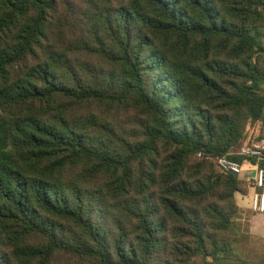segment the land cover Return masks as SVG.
<instances>
[{"label":"trees","instance_id":"trees-1","mask_svg":"<svg viewBox=\"0 0 264 264\" xmlns=\"http://www.w3.org/2000/svg\"><path fill=\"white\" fill-rule=\"evenodd\" d=\"M259 120L264 0H0V264H264Z\"/></svg>","mask_w":264,"mask_h":264},{"label":"built area","instance_id":"built-area-1","mask_svg":"<svg viewBox=\"0 0 264 264\" xmlns=\"http://www.w3.org/2000/svg\"><path fill=\"white\" fill-rule=\"evenodd\" d=\"M234 154L254 166V176L247 173L243 181H247L248 187L252 189L250 194L251 211L264 215V125L259 133L247 129L242 144ZM213 162L215 168L221 173H230L237 177L242 174L241 162L226 155L215 157Z\"/></svg>","mask_w":264,"mask_h":264},{"label":"crops","instance_id":"crops-1","mask_svg":"<svg viewBox=\"0 0 264 264\" xmlns=\"http://www.w3.org/2000/svg\"><path fill=\"white\" fill-rule=\"evenodd\" d=\"M252 130L255 132L254 128ZM261 130H258L257 133H259ZM235 153V152H234ZM242 174L241 176H238L237 178L241 181L245 179L247 176V173H250V176H254V166L247 161H242ZM244 182V181H243ZM247 184V181H245ZM252 192V189L248 187L247 185V191L246 194L242 195L239 193H236L234 195V199L236 202V205L239 209V215L241 220L246 222V231L249 235L256 236L259 238L264 239V215L258 214L251 211L250 208V194Z\"/></svg>","mask_w":264,"mask_h":264},{"label":"rangeland","instance_id":"rangeland-1","mask_svg":"<svg viewBox=\"0 0 264 264\" xmlns=\"http://www.w3.org/2000/svg\"><path fill=\"white\" fill-rule=\"evenodd\" d=\"M264 125V120L261 121H256V122H253V121H249L245 127V130H244V133H243V139L245 138L246 136V130L247 129H252L254 128L255 131H258V130H261L262 127ZM242 139V141H243ZM242 141L240 144H242ZM240 144L238 146H236L235 148H233L231 150V153H234L237 151L238 147L240 146ZM235 223H236V235H237V241L236 243H234V249L238 251V254H242L243 251L246 250V248H249V247H257L259 246V243L251 238L249 239H245L246 236H248L247 234V231H246V222L241 220L240 218V215H239V212H238V215H237V218L235 220Z\"/></svg>","mask_w":264,"mask_h":264}]
</instances>
